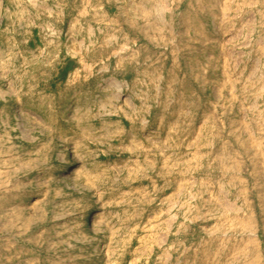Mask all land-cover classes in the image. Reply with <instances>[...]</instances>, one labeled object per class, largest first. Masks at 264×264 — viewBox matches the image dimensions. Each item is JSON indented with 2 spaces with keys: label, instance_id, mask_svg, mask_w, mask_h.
I'll use <instances>...</instances> for the list:
<instances>
[{
  "label": "rangeland",
  "instance_id": "obj_1",
  "mask_svg": "<svg viewBox=\"0 0 264 264\" xmlns=\"http://www.w3.org/2000/svg\"><path fill=\"white\" fill-rule=\"evenodd\" d=\"M0 264H264V0H0Z\"/></svg>",
  "mask_w": 264,
  "mask_h": 264
},
{
  "label": "bare ground",
  "instance_id": "obj_2",
  "mask_svg": "<svg viewBox=\"0 0 264 264\" xmlns=\"http://www.w3.org/2000/svg\"><path fill=\"white\" fill-rule=\"evenodd\" d=\"M109 86L110 87H114V88H116V89H118V90H121L124 86H123V84L121 83V82H118V81H115V80H112V81H110L109 82ZM129 101V99H127L126 100V102H128ZM32 116V115H31ZM18 117H19V119H21L22 121H24V117H25V113L22 111H20V112H18ZM22 129V131H24L25 133H27V129H26V127H22L21 128ZM75 169V168H74ZM74 169L72 168L71 169V171H70V175H72L73 174V171H74ZM96 214V213H95ZM95 217H96V221L94 222V226H96L97 225V223H98V215L96 214L95 215ZM98 226V225H97Z\"/></svg>",
  "mask_w": 264,
  "mask_h": 264
}]
</instances>
